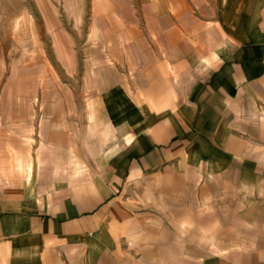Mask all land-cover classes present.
I'll use <instances>...</instances> for the list:
<instances>
[{
  "label": "crops",
  "instance_id": "0c3cea01",
  "mask_svg": "<svg viewBox=\"0 0 264 264\" xmlns=\"http://www.w3.org/2000/svg\"><path fill=\"white\" fill-rule=\"evenodd\" d=\"M150 1L161 14L170 7ZM177 2L200 12L162 34L178 84L160 66L138 72L126 109L100 114V154L82 179H42L9 152L0 264H122L137 218L153 214L142 205L156 200L143 192L152 179L201 167L264 180V0Z\"/></svg>",
  "mask_w": 264,
  "mask_h": 264
},
{
  "label": "rangeland",
  "instance_id": "374dc122",
  "mask_svg": "<svg viewBox=\"0 0 264 264\" xmlns=\"http://www.w3.org/2000/svg\"><path fill=\"white\" fill-rule=\"evenodd\" d=\"M169 2L161 14L150 0H0V168L13 151L42 179H82L100 114L126 109L138 72L160 66L178 84L162 34L200 12ZM145 190L153 214L137 218L122 264H264V180L199 167Z\"/></svg>",
  "mask_w": 264,
  "mask_h": 264
}]
</instances>
